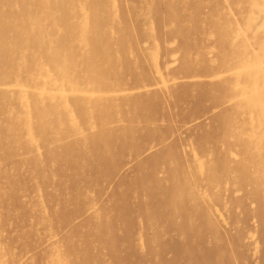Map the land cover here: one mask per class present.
I'll use <instances>...</instances> for the list:
<instances>
[{
	"label": "rangeland",
	"instance_id": "rangeland-1",
	"mask_svg": "<svg viewBox=\"0 0 264 264\" xmlns=\"http://www.w3.org/2000/svg\"><path fill=\"white\" fill-rule=\"evenodd\" d=\"M45 1L0 0V264H264V59L230 0Z\"/></svg>",
	"mask_w": 264,
	"mask_h": 264
},
{
	"label": "bare ground",
	"instance_id": "bare-ground-1",
	"mask_svg": "<svg viewBox=\"0 0 264 264\" xmlns=\"http://www.w3.org/2000/svg\"><path fill=\"white\" fill-rule=\"evenodd\" d=\"M47 1V0H46ZM45 1V2H46ZM57 1V0H56ZM91 1V0H90ZM89 1V2H90ZM128 1V0H127ZM130 1V0H129ZM54 2V1H53ZM96 2H98V1H96ZM103 2V1H102ZM115 2V1H114ZM118 0H117V4H118ZM131 2V1H130ZM141 2V1H140ZM145 2V1H144ZM151 2V1H150ZM99 3V2H98ZM104 3V2H103ZM113 3V2H112ZM133 3V2H132ZM143 3V2H142ZM154 3V2H153ZM74 4V6H75V3H73ZM88 4V3H87ZM91 4V3H90ZM106 4V3H105ZM127 4V3H126ZM150 4V3H149ZM155 4V3H154ZM64 5V4H63ZM95 5V4H94ZM121 5H123V4H121ZM120 4H119V7L121 6ZM146 5V4H145ZM230 7L232 8V10H233V15H234V42H235V44L237 45V46H239L240 45V43L241 42H243L242 41V39H245L248 43L247 44H249L251 47H252V50H250V55L248 56V57H254V58H257V59H264V0H230ZM46 6H47V4H46ZM69 6V5H68ZM86 6V5H85ZM105 6V5H104ZM134 6H135V4H134ZM45 7V6H44ZM53 7H54V5H53ZM87 7V6H86ZM98 7V6H97ZM107 7V6H106ZM124 7V6H123ZM138 7V6H137ZM238 7H243L241 10H238ZM17 8V7H16ZM55 8V7H54ZM53 8V9H54ZM58 8V7H57ZM63 8V7H62ZM152 8V7H151ZM49 9V8H48ZM51 9V8H50ZM153 9V8H152ZM211 9V8H210ZM93 10V9H92ZM117 10V9H116ZM134 10V9H133ZM162 10V9H161ZM45 11V10H44ZM76 11V10H75ZM90 11V10H89ZM163 11V10H162ZM171 11V10H170ZM223 11V10H222ZM227 11V10H226ZM46 12V11H45ZM124 12H126V11H124ZM34 13H35V10H34ZM75 13V12H74ZM117 13V12H116ZM134 13H136V12H134ZM156 13V12H155ZM228 13V12H227ZM48 13H46V17L48 16L47 15ZM50 14V13H49ZM125 14V13H124ZM79 15V14H78ZM132 15V14H131ZM134 15V14H133ZM157 15V14H156ZM230 15V14H229ZM87 16V15H86ZM45 17V18H46ZM55 17H56V15H55ZM67 15H66V13H64V10L63 11H61V10H58V16H57V18H55L53 21V24H52V30H50L51 32L50 33H47V39H48V42H49V47H50V52H51V57H52V63H53V65L57 68V69H59V70H62L63 68L62 67H64L63 66V64H61V62L62 61H64V58H66L67 59V53H66V51H65V49H64V47L61 45V41H63V40H61L60 41V39H54L53 38V33H54V28H56L59 24H64V23H66V21L68 20L67 19ZM110 17H111V15H110ZM72 18V17H71ZM75 18H76V16H75ZM86 18V17H85ZM117 18V17H116ZM200 18V17H199ZM202 18V17H201ZM51 19V16H50V18H49V20ZM81 19V18H80ZM111 19H112V17H111ZM48 20V22H50ZM202 20V19H201ZM34 21V20H33ZM33 21H32V23H33ZM86 21V20H85ZM84 21V22H85ZM117 21V20H116ZM132 21V20H131ZM76 22V21H75ZM110 22H112V21H110ZM124 22V21H123ZM146 22H147V20H146ZM155 22H156V20H155ZM125 23V22H124ZM161 23H162V21H161ZM47 24V23H46ZM117 24V23H116ZM120 24V23H119ZM126 24V23H125ZM203 24V23H202ZM251 24H253V33L252 34H245V36H244V34H242L243 33V28H242V26L244 27V29H245V31L248 29V28H250L251 27ZM71 25V24H70ZM76 25V24H75ZM124 25V24H123ZM154 25V24H153ZM64 26H67V25H64ZM117 26V25H116ZM122 26V25H121ZM125 26V25H124ZM146 26V25H145ZM154 26H156V25H154ZM161 26V25H160ZM166 26H168V25H166ZM212 26H215V25H212ZM63 27V26H62ZM84 27H85V25H84ZM110 26H108V28H109ZM123 27V26H122ZM230 27V26H229ZM246 27V28H245ZM165 28V27H164ZM163 28V29H164ZM209 28V27H208ZM228 28V27H227ZM62 29V28H61ZM68 29V28H67ZM84 29V28H83ZM125 29H126V27H125ZM158 29V28H157ZM231 29V28H230ZM43 30H45L44 28H43ZM118 30H119V28H118ZM204 30V29H203ZM56 31V30H55ZM83 31V30H82ZM85 31H86V29H85ZM157 31V30H156ZM231 31V30H230ZM254 31H256V32H254ZM31 32V31H30ZM34 32V31H33ZM64 32V31H63ZM118 32V31H117ZM125 32V31H124ZM169 32V31H168ZM167 32V33H168ZM73 33V32H72ZM71 33V34H72ZM83 33V32H82ZM116 33V32H115ZM119 33H120V31H119ZM121 33H122V30H121ZM154 33V32H153ZM201 33V32H200ZM204 33V32H203ZM64 34H66V33H64ZM109 34V33H108ZM158 34V33H157ZM176 34V33H175ZM178 34H179V32H178ZM189 34H191V36H192V33H189ZM25 35V34H24ZM160 35V34H159ZM213 36H214V34H212ZM42 36V35H41ZM67 36V35H66ZM112 36H113V33H112ZM111 36V37H112ZM155 36V35H154ZM167 36H169V34H167ZM205 36V35H204ZM62 37H63V35H62ZM65 37V36H64ZM80 37H82V35L80 36ZM111 37H109V38H111ZM144 37V36H143ZM158 37V36H157ZM160 37V36H159ZM229 37V36H228ZM35 38H36V36H35ZM44 38H45V36H44ZM83 38V37H82ZM118 38V37H117ZM120 38V37H119ZM171 38V37H170ZM214 38V37H213ZM40 39H41V37H40ZM46 39V38H45ZM66 39H68V38H66ZM66 39H64V40H66ZM112 39H113V37H112ZM111 39V40H112ZM158 39V38H157ZM69 40V39H68ZM119 40V39H118ZM118 40H115V41H118ZM159 40H160V38H159ZM168 40V39H167ZM171 40V39H170ZM121 41V40H120ZM133 41V40H132ZM135 41V40H134ZM138 41V40H137ZM175 41V40H174ZM188 41V40H187ZM191 41V40H190ZM110 42V41H109ZM169 42V41H168ZM40 43H41V41H40ZM116 43V42H115ZM123 43V42H122ZM124 43H125V41H124ZM167 43V42H166ZM223 43V42H222ZM67 44V43H66ZM121 44V43H120ZM142 44H143V42H142ZM147 44V43H146ZM159 44V43H158ZM165 44V43H164ZM202 44V43H201ZM204 45L206 44V43H203ZM105 45V44H104ZM135 45V44H134ZM156 45V44H155ZM84 46V45H83ZM96 46V45H95ZM108 46V45H107ZM110 46H111V42H110ZM120 46V45H119ZM174 46V45H173ZM193 46V45H192ZM191 46V47H192ZM187 47H188V45H187ZM205 47H207V46H205ZM219 47V46H218ZM225 47V46H224ZM29 48V47H28ZM66 49H67V47H65ZM74 48V47H73ZM88 48V47H87ZM110 48V47H109ZM119 48V47H118ZM157 48V47H156ZM185 48V47H184ZM193 48H195V47H193ZM211 48V47H210ZM232 48V47H231ZM45 49V48H44ZM92 49V48H91ZM169 49H170V47H169ZM181 49V48H180ZM197 49V48H196ZM97 50V49H96ZM100 50V49H99ZM112 50V49H111ZM158 50V49H157ZM213 50H215V48L213 49ZM216 50H217V48H216ZM87 51V50H86ZM102 51H104V48H103V50ZM101 51V52H102ZM175 51V50H174ZM196 51H198V50H196ZM195 51V52H196ZM38 52V51H37ZM100 52V53H101ZM158 52V51H157ZM189 52V51H188ZM228 53H229V51H227ZM91 53H93V52H91ZM162 53V52H161ZM179 53V52H178ZM181 53H182V51H181ZM198 53V52H197ZM42 54H43V52H42ZM163 54V53H162ZM184 54V53H183ZM222 54V53H221ZM46 55V54H45ZM71 55H72V53H71ZM132 55V54H131ZM179 55V54H178ZM182 55V54H181ZM214 55V54H213ZM229 55V54H228ZM244 55V54H243ZM46 56H49V55H46ZM74 56V55H73ZM98 56V55H97ZM162 56V55H161ZM171 56H172V54H171ZM215 56V55H214ZM221 56V55H220ZM232 56V55H231ZM245 56V55H244ZM95 57H96V55H95ZM154 57V56H153ZM159 57H160V55H159ZM173 57V56H172ZM204 57V56H203ZM213 57V56H212ZM219 57V56H218ZM222 57V56H221ZM158 58V57H157ZM180 58V57H179ZM183 58V57H182ZM209 58V57H208ZM223 59H224V57H222ZM232 58H233V56H232ZM96 59V58H95ZM154 59V58H153ZM186 59V58H185ZM200 59V58H199ZM202 59V58H201ZM211 59V58H210ZM221 59V58H220ZM73 60V59H72ZM75 60V59H74ZM155 60H157V59H155ZM176 60V59H175ZM226 60H228V59H226ZM225 60V61H226ZM177 61V60H176ZM230 61V60H229ZM75 62V61H74ZM162 62V61H161ZM165 62H166V60H165ZM192 62V61H191ZM241 62V61H240ZM264 62V61H263ZM77 63V62H76ZM203 63V62H202ZM220 63V62H219ZM74 64V63H73ZM155 64V63H154ZM173 64V63H172ZM206 64V63H205ZM223 64V63H222ZM161 65V64H160ZM148 66V65H147ZM46 68H48V67H46ZM51 68V67H50ZM92 68V67H91ZM213 68V67H212ZM223 66H222V71H223ZM253 68V67H252ZM251 68V69H252ZM209 69V68H208ZM218 69H219V67H218ZM227 69V68H226ZM236 69V68H235ZM250 69V68H249ZM73 70V69H72ZM215 70V69H214ZM230 70V69H229ZM264 70V69H263ZM151 71V70H150ZM207 71V70H206ZM218 71V70H217ZM225 71V70H224ZM223 71V72H224ZM53 72V71H52ZM93 72V71H92ZM156 72V71H155ZM258 72H259V70H258ZM158 73V72H157ZM160 73V72H159ZM218 73V72H217ZM232 73V72H231ZM51 74V73H50ZM71 74V73H70ZM89 74V73H88ZM223 74V73H222ZM248 74V73H247ZM257 74V73H256ZM92 76H89L88 78H94L95 80L97 79V73H92L91 74ZM153 75V74H152ZM167 75V74H166ZM224 75H226V74H224ZM230 75V74H229ZM228 75V76H229ZM2 77V76H1ZM153 77V76H152ZM211 77V76H210ZM223 77V76H222ZM221 77V78H222ZM248 77V76H247ZM3 78V77H2ZM55 78V77H54ZM221 78H220V80H221ZM259 78V77H258ZM47 79V78H46ZM56 79V78H55ZM52 80H54V79H52ZM75 80V79H74ZM254 80V79H253ZM252 80V81H253ZM49 81V80H48ZM162 81V80H161ZM78 82V81H77ZM77 82H75V83H77ZM45 83H46V81H45ZM55 83V82H54ZM80 83V82H79ZM165 83V82H164ZM236 84V83H235ZM260 84V83H259ZM47 85V84H46ZM56 85V84H55ZM89 85V84H88ZM252 85H253V83H252ZM49 86V85H48ZM54 86V85H53ZM77 86H78V84H77ZM20 87V86H19ZM44 87V86H43ZM166 87V86H165ZM22 88V87H21ZM26 88V87H25ZM45 88V87H44ZM54 88V87H53ZM82 88V87H81ZM216 88V87H215ZM29 89V88H28ZM46 89V88H45ZM214 89V88H213ZM217 89V88H216ZM40 90V89H39ZM48 90V89H47ZM46 90V91H47ZM55 90V89H54ZM260 90V89H259ZM79 91V90H78ZM77 91V92H78ZM81 91V90H80ZM47 92H49V91H47ZM52 92V91H51ZM55 92V91H54ZM252 92V91H251ZM25 93V92H24ZM26 94V93H25ZM46 94V93H45ZM91 94V93H90ZM97 94V93H96ZM212 94V93H211ZM33 96H35L34 94H32ZM49 95V94H48ZM52 95V94H51ZM56 95V94H55ZM59 94H57V96H58ZM72 95V94H71ZM77 95V94H76ZM79 95V94H78ZM253 96V95H252ZM59 97V96H58ZM65 97V96H64ZM63 97V98H64ZM210 97V96H209ZM20 98V97H19ZM33 98V97H32ZM48 98H51L50 97V95L48 96ZM68 98V97H67ZM79 98V97H78ZM248 98V97H247ZM35 99V98H34ZM47 99V98H46ZM71 99H73V98H71ZM210 99V98H209ZM243 99V98H242ZM253 99V98H252ZM36 100V99H35ZM50 100V99H49ZM52 100V99H51ZM50 100V101H51ZM59 100V99H58ZM78 100V99H77ZM28 101V100H27ZM26 101V102H27ZM32 101V100H31ZM47 100H45V102H46ZM73 101V100H72ZM117 101V100H116ZM222 101V100H221ZM33 102V101H32ZM31 102V103H32ZM77 102V101H76ZM213 102V101H212ZM223 102V101H222ZM28 103V102H27ZM50 103V102H49ZM34 104V103H33ZM68 104V103H67ZM227 104V103H226ZM31 105V107H32V104H30ZM80 105H82L81 104V101H80ZM38 106V105H37ZM258 106V105H257ZM46 107V106H45ZM68 107V106H67ZM11 108H13V107H11ZM36 108V107H35ZM42 108V107H41ZM40 108V109H41ZM72 108V107H71ZM29 109V108H28ZM213 109V108H212ZM37 110V109H36ZM45 111V110H44ZM80 111V110H79ZM254 111V110H253ZM262 111V110H261ZM29 112V111H28ZM39 113V112H38ZM50 113H51V111H50ZM70 113V112H69ZM82 113V112H81ZM252 113V112H251ZM28 115L30 114V113H27ZM228 114H230V112L228 113ZM43 115V114H42ZM47 115V114H46ZM231 115V114H230ZM56 116H58V115H53V117H51L50 119L51 120H55L56 119ZM59 116H62V115H59ZM44 117V116H43ZM75 117V116H74ZM30 118V117H29ZM41 118V117H40ZM33 120H34V118H33ZM72 120V119H71ZM255 120V119H254ZM40 121H41V119H40ZM77 122V121H76ZM47 123H48V121H47ZM248 123V122H247ZM52 124V123H51ZM48 126V125H47ZM226 126V125H225ZM245 126V125H244ZM51 126L49 125V128H50ZM80 127V126H79ZM175 127V126H174ZM231 127V126H230ZM232 128V127H231ZM236 128H238V127H236ZM235 129V128H234ZM46 130V129H45ZM111 130V129H110ZM242 130H243V128H242ZM247 130V129H246ZM177 131V130H176ZM183 135V134H182ZM132 139V138H131ZM231 139H233L232 137H231ZM6 141V140H5ZM182 145V144H181ZM159 146V145H158ZM187 148V147H186ZM39 149V148H38ZM59 149V148H58ZM144 152V151H143ZM178 152V151H177ZM144 154V153H143ZM147 154V153H146ZM174 154V153H173ZM232 154V153H231ZM164 155V154H163ZM176 155V154H175ZM242 155V154H241ZM170 156H172V155H170ZM178 156V155H177ZM177 156H176V158H177ZM184 156V155H183ZM186 156V155H185ZM173 157V156H172ZM195 157V156H194ZM167 158V157H166ZM169 158V157H168ZM172 159V158H171ZM178 159V158H177ZM173 160V159H172ZM176 160V159H175ZM243 160V159H242ZM165 161V160H164ZM176 161H178V160H176ZM187 161V160H186ZM172 163V162H171ZM171 165V164H170ZM180 165V164H179ZM173 167V166H172ZM192 167V166H191ZM173 169V168H172ZM172 169H170V170H172ZM186 169V168H185ZM169 170V171H170ZM178 170V169H177ZM189 171H191V170H189ZM177 172V171H176ZM182 172H183V168H182ZM170 173V172H169ZM172 173H173V170H172ZM179 173V172H178ZM184 173V172H183ZM185 174V173H184ZM188 174V173H187ZM213 174V173H212ZM195 175V174H194ZM176 176V175H175ZM186 176V175H185ZM193 176V175H192ZM53 177V176H52ZM177 177H179V176H176V178ZM170 178V177H169ZM182 178H184V177H182ZM181 179V178H180ZM196 179V178H195ZM178 181V180H177ZM161 182V181H160ZM207 182H208V179H207ZM195 183V182H194ZM192 184V183H191ZM209 184H211V182L209 183ZM182 185V184H181ZM185 186V185H184ZM209 186V185H208ZM200 187V186H199ZM49 189V188H48ZM191 189V188H190ZM193 190V189H192ZM208 192H211V191H208ZM235 192H237V191H235ZM197 193H198V191H197ZM213 193V192H212ZM199 194V193H198ZM204 194V193H203ZM135 195V194H134ZM210 195H212L211 193H210ZM208 196V195H207ZM201 197V196H200ZM203 201V200H202ZM252 203V202H251ZM199 204V203H198ZM198 204H197V207H201V206H198ZM57 206V205H56ZM204 206V205H203ZM214 207H215V205H214ZM216 210V209H215ZM198 211V210H197ZM201 211V210H200ZM221 216V215H220ZM223 218V217H222ZM254 218V217H253ZM217 220V219H216ZM224 220V219H223ZM217 222V221H216ZM141 224V223H140ZM220 225V224H219ZM6 227V226H5ZM150 231V230H149ZM208 235V234H207ZM141 236V235H140ZM7 240V239H6ZM142 240V239H141ZM152 241V240H151ZM229 243V242H228ZM153 244V243H152ZM16 249V248H15ZM142 249H143V247H142ZM149 249V248H148ZM149 255V254H148ZM233 255V254H232ZM6 256V255H5Z\"/></svg>",
	"mask_w": 264,
	"mask_h": 264
}]
</instances>
